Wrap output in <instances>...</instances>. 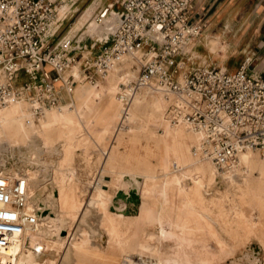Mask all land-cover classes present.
I'll return each mask as SVG.
<instances>
[{
  "label": "built area",
  "instance_id": "2783aa9c",
  "mask_svg": "<svg viewBox=\"0 0 264 264\" xmlns=\"http://www.w3.org/2000/svg\"><path fill=\"white\" fill-rule=\"evenodd\" d=\"M59 3L0 0V108L24 101L37 119L72 102L80 79L95 83L129 55L137 60L138 75L131 89L119 93L125 107L133 91L148 85L171 97L170 121L181 120L200 136L199 153L217 169L233 168L247 149L264 156V75L250 68L254 55H246L235 71L214 65L184 70L177 59L202 29L190 21L191 0H119L118 23L93 55L82 54L72 38L49 44L46 35L57 21ZM75 64L80 79L65 75ZM27 185L24 174L0 169V251L9 244L11 227L34 231L39 224L42 211L29 205Z\"/></svg>",
  "mask_w": 264,
  "mask_h": 264
},
{
  "label": "rangeland",
  "instance_id": "374dc122",
  "mask_svg": "<svg viewBox=\"0 0 264 264\" xmlns=\"http://www.w3.org/2000/svg\"><path fill=\"white\" fill-rule=\"evenodd\" d=\"M68 1L69 0H62L57 6V21L51 26L46 35L49 44L51 46H54L56 43H58V41L64 38L72 37L74 44L80 46V52L82 54L86 55L90 53L91 55H93L97 53L105 44V36L111 33L110 30H108L109 28L107 27L110 24L107 23L106 25L105 22L107 20L113 21L112 17L114 16V14L111 13L108 15L107 13H105L102 16L101 19H104L103 23L106 27V31H104L102 26L99 27L100 25H102V20L101 23H99V21L96 22L100 13H93L95 7L99 2L98 0H94L93 3H91L84 10L79 9L74 11L69 7ZM61 4L64 5L63 8ZM109 10L112 11L111 8H109ZM113 10L117 11V9L115 8ZM196 37L199 36L197 35ZM189 45L187 47L185 46L183 51L177 57V59L184 62V70L188 69L189 67L200 65L220 66L217 61H207V63H205V60L202 59L204 54H208L209 51V53L214 57H219L220 55L225 56V53L228 54L233 51V49L231 48L229 50L227 49L226 52L227 45L221 42L217 37L209 38L206 41V45H199L197 49H195L199 52L197 57L189 52ZM235 48L236 49H234V51L242 49V47ZM199 56L201 58H199ZM126 57H130L135 61V63L131 65L132 69H137L136 75L132 76L133 82H135L138 75L137 60L129 55ZM239 61L240 59L238 60V62ZM238 62L232 70L230 69V67L233 63V60H227L224 65H221V67L226 68L227 71H235L239 66ZM256 62L257 61L253 59L250 68L255 67ZM259 67L262 66L260 65L258 66V68ZM75 71L80 74V68L78 64L72 66L71 69H69V71L65 73V75L70 73L74 74ZM78 79H80V76ZM105 80L106 76L103 79L97 80L95 83H89L82 80V84L86 86L101 85L104 89ZM154 91L155 90L152 91L150 89V93L148 92V94L142 96V98L140 97L136 101L132 100L131 95L130 102L128 106L125 107L121 102L117 101L116 96L120 92L113 96H109L107 92L103 90L96 98L98 99L97 106H95L94 109L88 106L89 108L87 107L86 111L88 122L95 125L94 127H96V130L94 132L92 130L90 131L87 125L80 123V121L78 123V121L76 122L75 120L69 125H62L60 127L58 125L57 127H55V129H46V140L49 145H52L54 147H52V150L47 155H42L41 160H45L46 163L53 162L60 156V150L57 146L65 143L66 140L70 137L76 136V138H74V147L71 157V162H73L72 164L79 181L75 190L76 196L79 197V200H88L93 191L92 184L94 181V184H100L101 188L106 190L109 194H112L113 197L111 200V205H118L121 202V199L116 198L117 191L115 192V187L111 183L113 174L109 171L119 172L124 170H132L139 174H147L153 172L152 174L157 175L161 174L163 171L162 162L164 160V157L166 156L163 145H166V136L163 127L156 126V124L153 122L154 114L150 110H148L147 103L151 99L150 94L156 93V95L164 99L168 106L171 98H166L162 93ZM20 103L23 104L27 110V103H25L24 101H20ZM67 103H62L56 108H51L53 109V114H60L64 109H62V106ZM11 104L7 105V107H10ZM167 105L166 107L168 108ZM104 106H106V108ZM130 107H132L134 113H131V115L128 116L127 113H129ZM163 112L166 117L169 116L168 109L164 110ZM28 113H30L29 110ZM71 113L75 114L74 110H71ZM110 114L113 115L111 116ZM109 118H111V120H109ZM33 119L34 121H36V129L40 130L39 123L37 122L38 118ZM25 120H30V117H26ZM98 126L103 129L99 128ZM8 130L13 134V140L15 141L12 142L11 147L7 148V144H2L4 138L0 139V169L23 172V168H25L26 166V168H35V162L30 160L32 149L27 143V138L31 137L32 131H30V129H28L26 125H24L23 127L19 126L18 122L14 123L12 126H9ZM80 134L81 136H78ZM173 144L176 151L177 147H179L180 149L176 154H178L180 158V167H183L188 161L187 153L185 151L186 142H184L183 140H178V142L173 141ZM187 144L189 145V148H192L190 149L192 152H196V154H198V158H203L201 153H199L198 146H194L189 140H187ZM56 149L57 151L55 152ZM94 151L97 154V159L92 160ZM89 156L91 157V159L88 158ZM263 159L264 156L261 152H259L258 150H253V160L255 163H259ZM129 164L131 167H128V169L126 166H128ZM237 165L238 160L237 164L230 171H232ZM136 166L138 167L135 169L134 167ZM157 171L159 172V174L157 173ZM217 172L218 173L216 174L213 182H209V184L204 182V184H202L200 192L201 195L200 197L196 196L194 198L195 200L193 199L192 206L194 207V209L196 208L195 211L200 214L201 218L207 220L206 224H208L207 226L211 229V237L209 238V241L217 245V247L219 246L218 249L212 246H210L209 248L202 247V240H198V242H196L195 244H188L185 241H181L179 238H176L171 234V231L167 226L163 230L164 234L163 232H159L156 230L154 226L155 216L153 218L152 215L160 213L162 219H173L175 215L181 214L184 206L189 205V202L181 200L178 196V190L175 189V182L177 180L176 177L174 180H170L169 183V186L173 188L171 190V193L175 192L176 195H174V197H170V194L163 196L162 193H160L161 191L159 186L158 189H152L149 197L150 206L148 210L145 212L140 209L138 203L136 207L137 212L140 215L139 221L137 222V224L136 222H133V224H131L128 228L130 230H128L127 228L125 229L126 231L123 230V235L119 236L120 239L119 237L116 238L113 243L107 244V236L105 234L103 226L100 224L99 213L94 208H92L93 210L89 208L88 213L83 218L81 217L82 213L78 215L80 216L77 218L79 221H77L76 219V221H74L72 225L73 227H71L73 231L70 229L72 235H75L76 233L75 238H79L84 234V232H87L84 235L90 236V238L88 236L89 241L86 239L83 244H73L70 240H64L62 245L58 246L56 250H53V252H51L48 250H42V248L40 250V240H42V238L37 237V239L39 238L40 240H37V242L35 243V248H30L27 239H25L23 242L24 247L38 253V264H154V262L155 264H264V232L256 230L252 233L247 234L244 222L245 216H247V212H249L250 209L255 208L253 211L262 210L264 212V202H258L254 197L250 198V201L249 198L240 199L238 197H234V195L232 194L228 195L229 193H227L226 191L223 183V177L221 176L224 175V173L225 175H227L228 171L217 169ZM41 173L45 174L43 172ZM47 174L48 175H46V177L48 178L50 173ZM182 174H184V176ZM189 174L190 172L187 169H184L179 173L180 177L184 178L186 180V183L191 185ZM254 176H256V174ZM42 177L43 176H41L40 178ZM254 178L249 179L248 184L252 190L261 187L262 191H259V193H261L264 198V177L260 179ZM88 182H91L92 184H86ZM44 183L45 189L40 194V197L41 200L47 201L48 199H50L51 194L49 196L48 193H50L49 191L50 189H52V187L50 186L51 184L49 185L48 181H45ZM91 189L92 191H90ZM126 189H129L128 191H126V197H128L130 189H134V186L132 188ZM159 193L161 195H159ZM154 195L155 198H153ZM131 204L132 205H129L130 209L134 207V204L132 202ZM39 205L42 206L43 204L40 203ZM111 205L109 206L110 209H112L113 207ZM258 206L260 207V209ZM126 208L128 209V207ZM157 209H159V212ZM239 211H241L240 214ZM168 212L169 214L171 213V217L169 216ZM240 218L244 219V221H242V219ZM138 223H142V226ZM127 230L129 233L127 232ZM44 231L45 230L43 229L42 231H40L43 237L45 235ZM79 231L82 234H80ZM63 234L66 235L65 232ZM53 237L55 238V236ZM38 249L41 252H38ZM199 251L219 252H215V254L208 253L206 255H199ZM196 254L198 257L196 256ZM51 258H54L55 261L53 262ZM12 264H15L14 256L12 259Z\"/></svg>",
  "mask_w": 264,
  "mask_h": 264
},
{
  "label": "bare ground",
  "instance_id": "6f19581e",
  "mask_svg": "<svg viewBox=\"0 0 264 264\" xmlns=\"http://www.w3.org/2000/svg\"><path fill=\"white\" fill-rule=\"evenodd\" d=\"M61 6H62V8L64 7V5H62V4H61ZM112 18L116 20L115 16H113ZM101 20H102V25H100L99 27L102 26L103 30L106 31V27L103 23L104 19H100L99 23H101ZM96 22H98V21H96ZM107 23L110 24L109 26H107L109 28L108 30H110V32H113L115 22L114 21L112 22V20H107L105 22V24L107 25ZM134 63H135V61L133 59H131L130 57H124L121 61L116 63L111 68V70L109 71L108 76L106 75L104 89L101 85H96V86H88L87 85L86 86V85L82 84L83 82L80 79V81L73 88L72 102H69V103L63 105L62 109L63 108L64 109L60 114H53V109H48L45 111V113L41 117L38 118L37 122L39 123V129L40 130L36 129V126H35L36 121H34L32 116L30 115V113H28V108L26 110L25 106L23 104H21L20 101L11 104L10 107L5 106L3 108H0V139L4 138L2 144H7V148L11 147L12 142L15 141V140H13V138H14L13 134L8 130L9 126H12L14 123L18 122L19 126L23 127L24 125H26V127H28V129H30V131H32L31 137L30 138L26 137V138L28 139V141H27L28 145L32 149L30 160L35 162L34 165H36V167L35 168H33V167L32 168H26L27 167L26 166L25 168H23V170H24L23 172H18V171H14V170H10V171H12L13 173L16 172L17 174H24L27 177V183H28V185H27L28 192L27 193H28V196L30 197L29 205L36 204V205H38L39 209H41V211H45L44 213L41 212L39 214L40 221H39V224H38L36 230H34V231L29 229V228H23V229L19 228V227H11L10 228V232L7 234V240H8L9 244L6 248H4L3 250L0 251V259L4 263L9 262V264H12V259L14 256V263L15 264H38V259H37L38 253L36 251H33L29 248L24 247L23 242L25 239L28 240L30 248L31 247L35 248V243L37 242V240L38 241L40 240L39 238L37 239V237H41L42 240H40L41 241L40 250L42 248V250H48L51 252H53V250H56V248H58V246L62 245L64 240H70L73 244H79V243L83 244V242H85L86 239L89 241L90 236L84 235L87 232H84V234L79 238H75L76 233H75V235L74 234L72 235V233L70 232L71 227H73L72 225H73L74 221H76V219L78 217H80L78 215L80 213H82L81 217L83 218L88 213L89 208H91V209L94 208L99 213L100 224L103 226L105 234L107 236L106 237L107 238V244L113 243L116 240V238H118L120 235H123L122 234L123 230H125L126 228L128 229L129 226L131 224H133V222L134 223L136 222V224H137V222L139 221L140 215L138 214L137 211L135 213H133V212L132 213H126L125 212V210L127 209L126 207L129 208V205H132L130 201H127V197H125L123 199V201L121 200V202L118 205H111L112 204L111 200L113 197L112 194H109L106 190L101 188L100 184L99 185L94 184V181H93V184L91 182L86 183V184H90V185L92 184V187H93V191H92V189L90 190V191H92V194H91V196H89L88 200L82 201V200H79V197L76 196L75 190H76V187H77V184L79 181H78V178L76 176L74 166L72 164L73 162H71L72 150L74 147V138H76V136L70 137L69 139L66 140L65 143L61 144L60 146H57L60 150V152H59L60 156L58 155L59 157L57 159H55L53 162L46 163L45 160H41L42 155L43 156L47 155L52 150V147H54L52 145H49V143L46 140V137H45L46 129H49V128L55 129V127H57L58 125H59V127L62 125H69V124L73 123L75 120L76 122L78 121V123L80 121V123L87 125L88 129H90V131L92 130L94 132L96 130V127H94L95 125H93L92 123H89L87 120L88 119L87 114H86L87 107L90 106L91 108L94 109L95 106H97L98 99H96V98L100 95V93L103 90H105L109 96H113V95L117 94L118 92L121 93L123 91H128V89H131L130 86H131V83L133 82L132 76L136 75V73H137V69L131 68V65ZM72 70H74V69H72ZM111 71H112V73H111ZM110 73H111V75H110ZM73 75L76 78H79V76H80L77 71H75V73ZM136 79H137V77H136ZM150 89L152 91L154 90L152 87H150L148 85L139 86L135 91H133L131 93L132 100L136 101L140 97L142 98V96L148 94ZM155 91L159 92L158 90H155ZM159 93H162V92H159ZM150 95H151V99L147 103V108H148V110H150L154 114L153 122L156 124V126H162L163 127L164 133L166 136L165 141H167L166 145H163L164 150L166 152V156L164 157V160L162 162L163 171L161 174H159V172L157 171V173L159 175L152 174L153 172L147 173V174H139V173H136L135 171H132V170H124V171H119V172L109 171L113 174L112 179H111V183L115 187V192L118 190H122L125 195H127L126 191L129 190L126 188H132L134 186V189H135L136 194L138 195V199H139V207H140V209H142L143 211L146 212L150 206L149 205V201H150L149 197H150L152 189H158V186H159L160 191H161L160 193H162L163 196L170 194V197H174V195H176L175 192L171 193V190L173 188H171L169 186L170 180H174L176 177V179H177L175 182L176 188L175 187L174 188L178 190L179 198L181 200H185L186 202H189V205L184 206V205H187V204H184L183 205L184 207L182 209L181 214L175 215V217L173 219H169V218L168 219H162L160 213H156L155 215L151 214L153 216V218L155 216L154 226H155L156 230L159 232H163V234H164L163 230L167 226V227H169L171 234L174 237L179 238L181 241H185L188 244H195L196 242H198V240H202V243H201V244H203V246L201 245L202 247L209 248L210 246H212V247L218 249L219 246L217 247V245H215L209 241V238L211 237V229L207 226L208 224H206L207 220L205 219L206 220L205 221L203 218H201L200 214H198L195 211L196 208L194 209V207L192 206L193 199L196 196L200 197V195H201L200 192H201L202 184H204V182H206L208 184H209V182H213L216 174L218 173L217 168L211 163V161L208 158L203 157V156H202L203 158H198L197 157L198 154H196V152H192L190 150L192 148H189V145L187 144V140H189L194 146L195 145L198 146L199 135L197 133L193 132L189 128L187 123H185L181 120H179L178 122L172 123L169 119V116L166 117L164 112H163L164 110L168 109L166 107L167 103L164 101V99L159 97L158 95H156V93L150 94ZM164 96L166 98H171L169 95H164ZM116 98H117V101L121 102L119 100V93L116 96ZM115 105H116V103H115ZM104 107L106 108V106H104ZM71 110H74L75 114H72ZM105 113H107V112H105ZM131 113H134V110L132 109V107H130V111H129V113H127V115L129 116V115H131ZM148 113H149V111H148ZM26 117H30V120H25ZM111 118H109V120H111ZM130 118H132V117H130ZM150 121H152V120H150ZM107 123H109V122H107ZM99 128H101V127H99ZM101 129H103V128H101ZM24 133H25V131H24ZM73 133H74V131H73ZM78 136H81V134ZM178 140L179 141L183 140L184 142H186L185 151L187 153L188 161H187V163H185V165L183 167H180V165H179V163H180L179 159L180 158H179V155L176 154L177 151H179L180 149H179V147L176 146L177 147V151H176L174 148V144H173V141L178 142ZM56 151H57V149L55 150V152ZM118 155H116V156H118ZM43 158H45V157H43ZM130 159H131V156H130ZM256 159H258V158H256ZM30 166H31V164H30ZM126 167L128 168L131 166L129 164ZM137 167L138 166H136L134 168L136 169ZM184 169H187L190 172L189 179L191 180V185L187 184L186 180L184 178H181L179 175V173L181 171H183ZM231 169L232 168L227 170L228 171L227 175H225V173H224V175H221L223 177V181H224V182L223 181L222 182L224 183V186L226 188L227 193H229L228 195L232 194V195H234V197H238L240 199H248L249 198V200H250V198L254 197L258 202H261V203L264 202V198H263L262 194L259 193V191L260 192L262 191L261 187L255 188L254 190H252L248 184V180L251 178L255 177L256 179H260V178L264 177V159L259 163H255L253 160V150L247 149V150L241 151V153H239L238 165L232 171H230ZM153 170H155V169H153ZM224 171H226V170H224ZM41 172H43L45 174H42ZM47 173H50L48 178L46 177V175H48ZM255 174H256V176H254ZM182 175L184 176V174H182ZM41 176H43V177L40 178ZM138 178H139V180H138ZM109 179H110V177H109ZM45 181H48L49 185L51 184L50 186L52 187V189H50V191H49L50 193H48L49 196L51 194L50 199H48L47 201L41 200V197H40V194L45 189V187H44ZM160 193H159V195H161ZM153 198H155V195ZM40 203L43 205L40 206L39 205ZM261 203H258V204H261ZM181 204H183V203H181ZM110 205L113 206L112 209L109 208ZM162 205H163V203H162ZM244 207H246V206H244ZM242 209H243V207H242ZM254 209H250L249 212H247L248 214H247V216H245V221H244V219L240 218V219H242V221L245 222L247 234L252 233L256 230H260V232H264V215H263L264 212L262 210L261 211L260 210L253 211ZM259 209H260V207H259ZM157 210L159 212V209H157ZM157 210H156V212H157ZM240 212L241 211H239V214H240ZM168 214H169V212H168ZM170 214H169V216H170ZM240 219H239V221H240ZM77 221H79V220L77 219ZM141 224H139V225H141ZM144 224H146V223H144ZM131 227H133V226H131ZM142 228H144V227H142ZM42 229L45 230L44 231L45 232L44 237L40 233V231H42ZM128 230H130V229H128ZM128 230H127V232H128ZM62 232L63 233L65 232L66 235L63 234ZM139 232H141V231H139ZM79 233H80V231H79ZM80 234H82V233H80ZM202 234H204V235H202ZM53 236H55V238ZM88 236H89V238H88ZM119 239H120V237H119ZM115 245H116V243H115ZM84 247H86V246H84ZM40 250L38 252H41ZM215 252H219V251H199V255H202V254L206 255L208 253L215 254ZM174 253H175V251H174ZM196 256H197V254H196ZM197 257H196V259H197ZM51 260L53 262L55 261L54 258H51ZM63 260H65V259H63ZM154 264H155V262H154Z\"/></svg>",
  "mask_w": 264,
  "mask_h": 264
},
{
  "label": "crops",
  "instance_id": "0c3cea01",
  "mask_svg": "<svg viewBox=\"0 0 264 264\" xmlns=\"http://www.w3.org/2000/svg\"><path fill=\"white\" fill-rule=\"evenodd\" d=\"M62 0H60L61 2ZM94 0H69V7L72 10L87 8ZM98 4L94 12H106L108 15L114 13L116 20L114 28L119 20V12L121 5L119 0H98ZM193 8L191 12L192 23L201 24V33L199 37L194 38L188 44L189 52L198 56V51L195 50L199 45H206L209 38L217 37L221 42L227 45V49H233L225 56L220 55L214 57L208 51L203 58L207 61H217L221 67L227 60H233L230 69L237 64H241L244 57L248 54H253L257 61L255 70L257 69L262 75L264 73V0H191ZM109 8L112 9L109 10ZM117 9L114 11L113 9ZM82 10V11H83ZM109 10V11H108ZM112 21V22H113ZM112 33V32H111ZM109 33L105 38H109ZM72 38V37H71ZM79 43V42H78ZM235 47H242L240 50H235ZM193 48V50H192ZM200 55V54H199ZM199 58H201L199 56ZM262 66L259 67L258 66ZM239 67V66H238ZM226 69V68H225ZM237 69V68H236ZM88 158L91 159L89 156ZM97 159V154L94 151L92 160Z\"/></svg>",
  "mask_w": 264,
  "mask_h": 264
},
{
  "label": "water",
  "instance_id": "95a60500",
  "mask_svg": "<svg viewBox=\"0 0 264 264\" xmlns=\"http://www.w3.org/2000/svg\"><path fill=\"white\" fill-rule=\"evenodd\" d=\"M126 197V195L123 193L122 190H118L116 193V198L123 200ZM127 201H130L134 204L133 208H128L125 210L126 213H135L137 211V204L139 203L138 195L135 192V189H130L129 196L127 197ZM43 213L45 211H42Z\"/></svg>",
  "mask_w": 264,
  "mask_h": 264
}]
</instances>
